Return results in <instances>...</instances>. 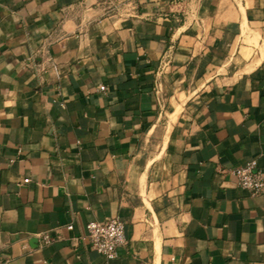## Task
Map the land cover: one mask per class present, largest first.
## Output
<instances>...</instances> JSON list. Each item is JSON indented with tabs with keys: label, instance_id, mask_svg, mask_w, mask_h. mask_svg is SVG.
<instances>
[{
	"label": "crops",
	"instance_id": "0c3cea01",
	"mask_svg": "<svg viewBox=\"0 0 264 264\" xmlns=\"http://www.w3.org/2000/svg\"><path fill=\"white\" fill-rule=\"evenodd\" d=\"M251 160L264 0H0V264H264Z\"/></svg>",
	"mask_w": 264,
	"mask_h": 264
},
{
	"label": "built area",
	"instance_id": "2783aa9c",
	"mask_svg": "<svg viewBox=\"0 0 264 264\" xmlns=\"http://www.w3.org/2000/svg\"><path fill=\"white\" fill-rule=\"evenodd\" d=\"M237 185L247 190L252 196L264 193V173L258 167L257 160H251L243 166L235 167L230 171ZM68 230H73L74 225L69 224ZM86 238L90 248L105 257L113 260L117 257V249L127 244L124 222L116 217L105 222H90L87 225ZM42 245H48L52 239L49 235L40 236Z\"/></svg>",
	"mask_w": 264,
	"mask_h": 264
}]
</instances>
